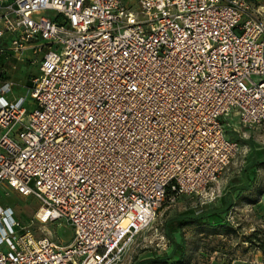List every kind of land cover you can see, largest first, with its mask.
Masks as SVG:
<instances>
[{
	"label": "built area",
	"instance_id": "built-area-1",
	"mask_svg": "<svg viewBox=\"0 0 264 264\" xmlns=\"http://www.w3.org/2000/svg\"><path fill=\"white\" fill-rule=\"evenodd\" d=\"M18 62L39 65L33 111ZM0 68V187L41 202L29 225L0 206V264H109L249 151L226 117L264 124V0H0ZM58 219L71 244L35 236Z\"/></svg>",
	"mask_w": 264,
	"mask_h": 264
},
{
	"label": "rangeland",
	"instance_id": "rangeland-1",
	"mask_svg": "<svg viewBox=\"0 0 264 264\" xmlns=\"http://www.w3.org/2000/svg\"><path fill=\"white\" fill-rule=\"evenodd\" d=\"M17 66V70L12 74V79L15 82V96L16 98L27 96L26 106L30 111H33L35 101L28 92L27 86L40 75L39 65L30 62L27 64L18 62ZM226 119H230L231 122L227 134L234 136L235 139L237 138L243 145L247 144L251 147L250 155L247 154L249 158L262 159L261 157H264L262 156L264 151V124L248 129L239 123L238 116L235 114L227 116ZM245 161L246 156H238L234 159L226 175L219 181V185H221L220 196L213 203H223L226 193H230L226 190L227 182L229 181L228 185H230L237 170L246 165ZM257 182L254 195L263 198L264 165L261 166ZM211 204H208V202L203 203V199L190 195H183L175 201L172 197H168L161 208L157 221L148 227L133 231L131 235L126 237L121 251L108 263L137 264L142 260L169 253L172 251L173 244L172 238L166 232V223L169 220H175L184 213L199 214L209 209ZM0 205L3 207L12 206L16 217L24 224L29 225L33 222L41 202L35 196H25L9 187L1 186ZM237 206L240 207L241 205L239 206L237 202L233 203L227 215L220 218V221H224L223 224L217 226L232 231L233 236L230 235L228 238H219L213 233L212 236H209V229L212 227L208 223L181 228L179 222L175 220L174 226H172L174 228L172 235L179 243L180 250L185 252V259L182 264H233L235 260L239 261L237 264H242L241 259L245 260L249 252V248L243 247L245 245L242 244L244 240H248L250 237L251 232H246L249 229L257 233L256 242L259 243L258 247L262 248V245L264 247V201L256 208L250 206L246 208V205L243 204V209L241 207L238 209ZM233 217H235V220H232ZM33 230L37 238L49 237L61 245L71 244L74 240L73 229L63 219L47 223L35 220ZM254 253L252 256H254ZM262 263H264V257H260L257 264Z\"/></svg>",
	"mask_w": 264,
	"mask_h": 264
},
{
	"label": "crops",
	"instance_id": "crops-1",
	"mask_svg": "<svg viewBox=\"0 0 264 264\" xmlns=\"http://www.w3.org/2000/svg\"><path fill=\"white\" fill-rule=\"evenodd\" d=\"M17 64L18 63H16V65L13 67V69H11L12 74L14 71L17 70V68H18ZM11 78H12V76H11ZM32 82H33V80H32ZM27 87H29V86H27ZM14 89H15V87H14ZM14 95H15V93H14ZM248 165H249V163L246 162V165H243L240 169L237 170V173L233 176V179L231 180V183L228 186V192H230L228 195L230 196V199H231V197H233L234 203H236V202H237V204L239 203V206L241 205L240 206L241 209H243L242 208L243 204L246 205V208L248 206H250L252 208L253 207L256 208L259 204H261L264 201V199H263L264 197L262 198V197L254 195L256 185L258 184L257 180L259 179V172H260L261 167H251ZM211 203H208V204H211V205H209V208H214L215 210H216V207L219 209L221 208L220 207L221 203H215V202L214 203L211 202ZM240 207L237 206L238 209H240ZM206 220L208 222V225H210L212 227V228H210L212 230H209V236H212V233L219 238H228V236H230V235L233 236L232 231H228L227 229L217 227V225H219L221 223H220V216L215 211L209 212ZM249 231L251 232L249 239L244 240V242H242V244L245 245L243 247L249 248V252H248V255H246V259L245 260L241 259L240 262L242 264H247V263L257 264L259 258L264 257V247H263V245H262V248L258 247L259 243L256 242L257 233L256 232L254 233L252 229L246 230V232H249ZM219 240H221V239H219ZM254 243H255V245H254ZM253 253H254V256H252ZM237 262H239V261L235 260V262L233 264H237ZM262 264H264V263H262Z\"/></svg>",
	"mask_w": 264,
	"mask_h": 264
},
{
	"label": "trees",
	"instance_id": "trees-1",
	"mask_svg": "<svg viewBox=\"0 0 264 264\" xmlns=\"http://www.w3.org/2000/svg\"><path fill=\"white\" fill-rule=\"evenodd\" d=\"M33 83H31L29 85V87H32ZM251 153V147L249 146V151L247 152V154L250 155ZM247 154H243L240 156L245 157L246 156V161L248 162L249 165L251 167H261L262 165H264V157H261L262 159H258L256 157H248ZM264 156V151H263V155ZM248 157V159H247ZM229 181L226 184V190H228V185ZM227 195H225L223 203L220 204V209L216 207V210L214 208H209L199 214H188V213H184L183 215L178 216L175 220L179 222L180 227H185V226H189V225H203L207 222V217L209 212L215 211L216 213L219 214L220 218H222L223 216H226L227 213L229 212L232 204L234 203V199L233 197H231L228 195V193H226ZM168 197H171V193L169 192ZM175 220H169L166 223V232L168 234V236H170L172 238V251H170L167 254H164L163 256L157 255L154 258L151 259H145L142 260L140 262H138L137 264H149V263H153V264H182L184 262L185 259V252L182 250H180V245L179 243L173 238L172 235V231H173V227L174 226V222ZM224 221H220L221 224H223ZM219 226V225H217ZM211 227V226H210ZM212 230V229H209ZM183 248V247H182Z\"/></svg>",
	"mask_w": 264,
	"mask_h": 264
},
{
	"label": "bare ground",
	"instance_id": "bare-ground-1",
	"mask_svg": "<svg viewBox=\"0 0 264 264\" xmlns=\"http://www.w3.org/2000/svg\"><path fill=\"white\" fill-rule=\"evenodd\" d=\"M128 224H129V219L128 218L124 219L123 226L126 227Z\"/></svg>",
	"mask_w": 264,
	"mask_h": 264
}]
</instances>
